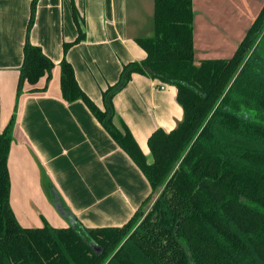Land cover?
I'll return each instance as SVG.
<instances>
[{"label":"trees","instance_id":"1","mask_svg":"<svg viewBox=\"0 0 264 264\" xmlns=\"http://www.w3.org/2000/svg\"><path fill=\"white\" fill-rule=\"evenodd\" d=\"M35 3L17 95L24 83L35 91L54 65L28 40ZM73 18L78 35L63 46L61 97L85 103L144 173L151 194L124 225L87 228L44 181L52 203L73 222L22 227L10 205L13 114L0 129V264H264V64L256 55L264 7L232 57L196 64L192 0H153L151 33L135 38L146 55L124 64L118 81L102 91L103 109L81 89L65 58L68 47L84 37L76 12ZM133 73L174 86L183 110L176 127L149 136L150 162L124 121L113 122V97Z\"/></svg>","mask_w":264,"mask_h":264},{"label":"crops","instance_id":"2","mask_svg":"<svg viewBox=\"0 0 264 264\" xmlns=\"http://www.w3.org/2000/svg\"><path fill=\"white\" fill-rule=\"evenodd\" d=\"M31 2L0 0V129L15 115L7 161L11 208L22 227H41L44 220L67 227L45 181L83 226H122L150 196V183L83 101L62 99L59 64L64 43L78 35L76 12L84 37L65 58L81 89L103 109L102 91L118 81L124 64L146 55L135 38L151 33L153 0H36L28 40L54 65L35 91L24 83L17 95ZM263 7L264 0H192L196 64L232 57ZM161 86L133 73L113 97V122L124 121L149 162L151 133L169 131L183 117L176 88Z\"/></svg>","mask_w":264,"mask_h":264},{"label":"rangeland","instance_id":"3","mask_svg":"<svg viewBox=\"0 0 264 264\" xmlns=\"http://www.w3.org/2000/svg\"><path fill=\"white\" fill-rule=\"evenodd\" d=\"M251 50H252V48H251ZM251 50H250V52L247 53L245 60L247 59L248 55L251 53ZM256 55H257V58L262 59V61H263L262 64H264V31L261 34L260 41H259L258 46H257ZM164 85L172 86V85H168V84H164ZM156 196H157V194L155 193L153 195V197L151 198V201L148 202V204L145 206V208H144L145 212L148 211V209L150 208V206H151V204L154 201Z\"/></svg>","mask_w":264,"mask_h":264},{"label":"water","instance_id":"4","mask_svg":"<svg viewBox=\"0 0 264 264\" xmlns=\"http://www.w3.org/2000/svg\"><path fill=\"white\" fill-rule=\"evenodd\" d=\"M56 207H57L58 212H59V213L61 212L60 214H63V213H62V210H61V207H60L59 205H57ZM70 222H73V220H72V219H69V220H68V224H69ZM98 250H99V249L97 248V251H98Z\"/></svg>","mask_w":264,"mask_h":264},{"label":"built area","instance_id":"5","mask_svg":"<svg viewBox=\"0 0 264 264\" xmlns=\"http://www.w3.org/2000/svg\"><path fill=\"white\" fill-rule=\"evenodd\" d=\"M161 88H163V85L161 86Z\"/></svg>","mask_w":264,"mask_h":264},{"label":"flooded vegetation","instance_id":"6","mask_svg":"<svg viewBox=\"0 0 264 264\" xmlns=\"http://www.w3.org/2000/svg\"><path fill=\"white\" fill-rule=\"evenodd\" d=\"M262 60V59H261Z\"/></svg>","mask_w":264,"mask_h":264}]
</instances>
